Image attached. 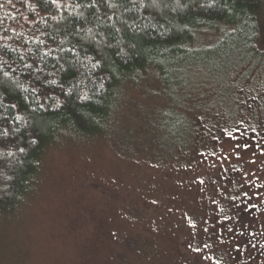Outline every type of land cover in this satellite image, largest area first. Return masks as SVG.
Masks as SVG:
<instances>
[{
    "label": "rangeland",
    "instance_id": "obj_1",
    "mask_svg": "<svg viewBox=\"0 0 264 264\" xmlns=\"http://www.w3.org/2000/svg\"><path fill=\"white\" fill-rule=\"evenodd\" d=\"M258 35L205 32L53 145L0 264H264V3Z\"/></svg>",
    "mask_w": 264,
    "mask_h": 264
},
{
    "label": "trees",
    "instance_id": "obj_2",
    "mask_svg": "<svg viewBox=\"0 0 264 264\" xmlns=\"http://www.w3.org/2000/svg\"><path fill=\"white\" fill-rule=\"evenodd\" d=\"M263 3L0 0V218L36 187L53 145L100 130L124 83L207 31L237 24L250 45Z\"/></svg>",
    "mask_w": 264,
    "mask_h": 264
}]
</instances>
